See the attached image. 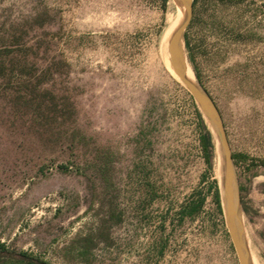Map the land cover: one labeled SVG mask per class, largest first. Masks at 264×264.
<instances>
[{
  "label": "rangeland",
  "instance_id": "obj_1",
  "mask_svg": "<svg viewBox=\"0 0 264 264\" xmlns=\"http://www.w3.org/2000/svg\"><path fill=\"white\" fill-rule=\"evenodd\" d=\"M176 14L174 0H0V46L19 48L18 74L0 75V257L240 264L209 188L220 186L217 139L205 121L208 168L197 104L162 52ZM183 36L235 156L248 254L264 264V0H192ZM52 101L63 117L54 119ZM112 210L120 221L108 219ZM84 233L94 236L86 261L72 247Z\"/></svg>",
  "mask_w": 264,
  "mask_h": 264
},
{
  "label": "water",
  "instance_id": "obj_2",
  "mask_svg": "<svg viewBox=\"0 0 264 264\" xmlns=\"http://www.w3.org/2000/svg\"><path fill=\"white\" fill-rule=\"evenodd\" d=\"M183 7V17L170 34L165 60L174 76L187 88L205 121L214 133L221 154L220 202L225 224L240 264H253L248 254L240 221L238 186L233 158L221 115L211 97L196 82L186 77V60L183 52V32L192 13V0H174Z\"/></svg>",
  "mask_w": 264,
  "mask_h": 264
},
{
  "label": "trees",
  "instance_id": "obj_3",
  "mask_svg": "<svg viewBox=\"0 0 264 264\" xmlns=\"http://www.w3.org/2000/svg\"><path fill=\"white\" fill-rule=\"evenodd\" d=\"M165 1V0H163ZM195 0H193L194 3ZM18 45L17 44H5L3 46H0V75H6L7 73H14L15 71L13 68V59L16 57V54L19 53V48H17ZM9 63V65H8ZM10 70V71H8ZM16 73V72H15ZM18 74V72L16 73ZM20 75V74H19ZM45 103V102H43ZM53 107H54V119H57L59 117H63V113H65V106L55 103L54 101H52ZM46 106L45 104H41V106H38L39 108H42ZM195 114H196V129L198 132V140H199V144H200V148L203 154V158L204 161L207 165L208 168H211L212 166V151H213V142H212V136H211V132L207 127V124L205 123V120L203 119L200 111L197 109L195 110ZM78 135V133H77ZM81 139H84L83 136H80ZM235 156L232 154V158H234ZM96 158L97 156H95V158L91 159V164L93 167H96ZM108 155L105 156V158L103 159L102 162V166H100V168L98 171L99 172H103V170H105V168H108V164L110 163L109 159H108ZM61 168H63L64 170L68 169V166L66 164H60L59 165ZM108 183V182H107ZM106 186H108V184H106ZM209 188L212 189V196H213V201L215 203V208L216 211L221 214L222 213V208H221V202H220V194H219V188L217 185V182L214 181L212 186H209ZM204 201V196H200L198 197V199L196 201L191 202L188 205L182 206L179 210V216L180 219H182L185 215H190L192 216L194 213H196L199 208L201 207L202 203ZM108 219H110V221L113 222H117L120 221L121 219V214L120 212H115L114 210L110 211L108 214ZM112 222V223H113ZM103 235L101 229H98L95 237H99V239H103L100 238ZM93 235H91L90 233H84L82 236H76L75 240H74V245H72L73 249L75 250L77 257L83 261H86L89 259L90 254H91V248H90V242L93 239ZM5 244L3 242H0V252L5 250ZM22 256H26L28 255L25 252H21ZM0 264H42V262L40 260H37L36 258H32L31 259H25L23 258H3L0 257Z\"/></svg>",
  "mask_w": 264,
  "mask_h": 264
},
{
  "label": "bare ground",
  "instance_id": "obj_4",
  "mask_svg": "<svg viewBox=\"0 0 264 264\" xmlns=\"http://www.w3.org/2000/svg\"><path fill=\"white\" fill-rule=\"evenodd\" d=\"M177 6H178V14L177 15V18L175 19V21L172 23V25H170L164 32V35H163V39H162V52H163V55L165 57L166 55V45H167V41H168V38L170 36V34L172 33V30L173 28L178 25L180 22H181V19L183 17V7L182 5L179 3V2H176ZM169 12V11H168ZM169 14V13H168ZM172 15V14H171ZM168 18V17H167ZM172 22V21H171ZM162 38V37H161ZM160 38V39H161ZM172 72V71H171ZM172 74L174 75V73L172 72ZM186 77L191 80V81H196L195 80V75H194V72L192 71L191 69V66L189 64L186 63ZM216 170H217V173L220 175L221 174V169H220V166L217 165L216 167ZM245 239V238H244ZM251 249V248H250ZM255 249V248H254Z\"/></svg>",
  "mask_w": 264,
  "mask_h": 264
}]
</instances>
